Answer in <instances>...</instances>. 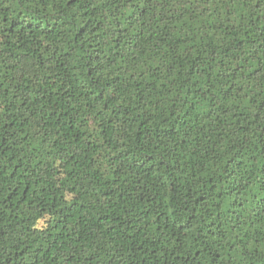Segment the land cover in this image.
Instances as JSON below:
<instances>
[{"label":"trees","instance_id":"obj_1","mask_svg":"<svg viewBox=\"0 0 264 264\" xmlns=\"http://www.w3.org/2000/svg\"><path fill=\"white\" fill-rule=\"evenodd\" d=\"M0 264H264V0H0Z\"/></svg>","mask_w":264,"mask_h":264}]
</instances>
